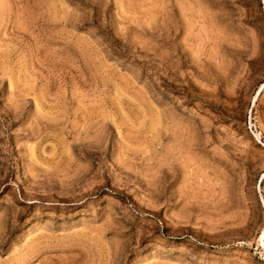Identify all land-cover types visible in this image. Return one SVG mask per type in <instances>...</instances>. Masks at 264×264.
I'll use <instances>...</instances> for the list:
<instances>
[{
    "label": "rangeland",
    "instance_id": "rangeland-1",
    "mask_svg": "<svg viewBox=\"0 0 264 264\" xmlns=\"http://www.w3.org/2000/svg\"><path fill=\"white\" fill-rule=\"evenodd\" d=\"M263 235L264 0H0V264H264Z\"/></svg>",
    "mask_w": 264,
    "mask_h": 264
},
{
    "label": "bare ground",
    "instance_id": "bare-ground-1",
    "mask_svg": "<svg viewBox=\"0 0 264 264\" xmlns=\"http://www.w3.org/2000/svg\"><path fill=\"white\" fill-rule=\"evenodd\" d=\"M264 236V235H263ZM263 236H262V239H263Z\"/></svg>",
    "mask_w": 264,
    "mask_h": 264
}]
</instances>
